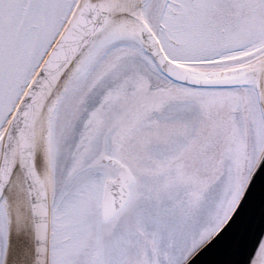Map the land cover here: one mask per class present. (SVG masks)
<instances>
[{"label":"snow or ice","instance_id":"1","mask_svg":"<svg viewBox=\"0 0 264 264\" xmlns=\"http://www.w3.org/2000/svg\"><path fill=\"white\" fill-rule=\"evenodd\" d=\"M0 264H264V0H0Z\"/></svg>","mask_w":264,"mask_h":264}]
</instances>
